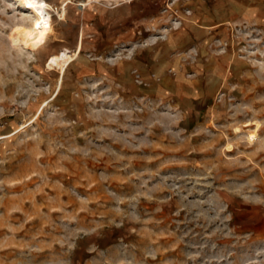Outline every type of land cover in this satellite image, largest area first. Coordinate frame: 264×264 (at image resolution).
<instances>
[{
  "label": "rangeland",
  "instance_id": "374dc122",
  "mask_svg": "<svg viewBox=\"0 0 264 264\" xmlns=\"http://www.w3.org/2000/svg\"><path fill=\"white\" fill-rule=\"evenodd\" d=\"M82 1L0 0V264H264V0Z\"/></svg>",
  "mask_w": 264,
  "mask_h": 264
},
{
  "label": "bare ground",
  "instance_id": "6f19581e",
  "mask_svg": "<svg viewBox=\"0 0 264 264\" xmlns=\"http://www.w3.org/2000/svg\"><path fill=\"white\" fill-rule=\"evenodd\" d=\"M93 1H100V0H85L81 2V6H85ZM29 9H32L36 15L32 20L31 25V34L30 37L35 43H39L43 37L45 36L46 32L49 28V20L50 17L47 15L46 12H42L39 10V6L35 3V0H25ZM71 2V0H62V12H66L67 5ZM67 57L71 58L72 56L68 55ZM256 136L255 133L250 134V138H254Z\"/></svg>",
  "mask_w": 264,
  "mask_h": 264
},
{
  "label": "crops",
  "instance_id": "0c3cea01",
  "mask_svg": "<svg viewBox=\"0 0 264 264\" xmlns=\"http://www.w3.org/2000/svg\"><path fill=\"white\" fill-rule=\"evenodd\" d=\"M202 67H203V64H202V65H198V66L196 67L197 71H198L199 68H202Z\"/></svg>",
  "mask_w": 264,
  "mask_h": 264
}]
</instances>
